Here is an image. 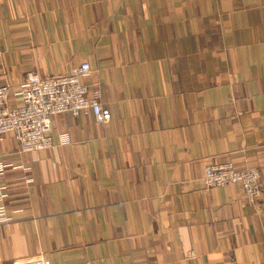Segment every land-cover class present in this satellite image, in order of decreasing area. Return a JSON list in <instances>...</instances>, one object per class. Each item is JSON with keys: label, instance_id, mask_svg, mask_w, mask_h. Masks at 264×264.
Returning <instances> with one entry per match:
<instances>
[{"label": "crops", "instance_id": "1", "mask_svg": "<svg viewBox=\"0 0 264 264\" xmlns=\"http://www.w3.org/2000/svg\"><path fill=\"white\" fill-rule=\"evenodd\" d=\"M85 62L109 124L0 140V264H264V0H0V87ZM228 163L260 171L255 204L203 184Z\"/></svg>", "mask_w": 264, "mask_h": 264}, {"label": "built area", "instance_id": "2", "mask_svg": "<svg viewBox=\"0 0 264 264\" xmlns=\"http://www.w3.org/2000/svg\"><path fill=\"white\" fill-rule=\"evenodd\" d=\"M90 72V64L85 62L67 75L42 76L38 72H30L18 93H14L10 85L0 87V140L11 135L20 152H44L54 146L53 118L58 115L77 117L89 111L96 124H109L112 112L102 102L100 91L90 89L84 82ZM13 96L17 97L15 105L12 104ZM59 141L60 145H68L70 137L67 133L62 134ZM260 179L261 173L257 168L237 169L233 163H228L206 166L202 181L206 188L239 185L248 202L255 204L262 195ZM8 199V186L0 184V224L11 220ZM12 264L51 262L40 257L27 262L16 260Z\"/></svg>", "mask_w": 264, "mask_h": 264}]
</instances>
